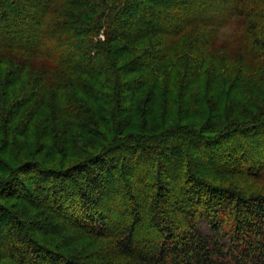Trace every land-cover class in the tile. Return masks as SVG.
Wrapping results in <instances>:
<instances>
[{
    "label": "trees",
    "instance_id": "obj_1",
    "mask_svg": "<svg viewBox=\"0 0 264 264\" xmlns=\"http://www.w3.org/2000/svg\"><path fill=\"white\" fill-rule=\"evenodd\" d=\"M1 200L6 264H264V0H0Z\"/></svg>",
    "mask_w": 264,
    "mask_h": 264
},
{
    "label": "rangeland",
    "instance_id": "obj_2",
    "mask_svg": "<svg viewBox=\"0 0 264 264\" xmlns=\"http://www.w3.org/2000/svg\"><path fill=\"white\" fill-rule=\"evenodd\" d=\"M197 116H199V119H196V118L194 119V121L196 123L197 122L201 123V121L205 120V117L202 116V113L201 114H198ZM21 142H22V144H21L20 149H21L22 152L19 151L20 154H28L30 151H32L34 149V145H32V143L34 142L33 139H32V137L28 138V140L27 139L24 140V141L21 140ZM16 155L17 154H15L13 156V159L14 158L16 159ZM18 156H17V158H18ZM39 158H41V157H39ZM198 163L200 165L203 164V162H202L201 159H198ZM19 177L24 181V183L27 184V186L30 189L36 187L32 183V182H35V180H36L33 175L21 173L19 175ZM230 178H232V179L236 178V180H238L241 185L248 184V182L244 178H240V179L238 177H230ZM36 194L39 195L38 193H36ZM36 194L34 195L33 200L35 202H40L41 199ZM0 205H3L5 207H7V208L15 209V207H13V204H11L10 200L9 201H5V200L3 201V200H1L0 201ZM33 210H34L32 212V216L33 217H31V220H34V221L36 220V222H37V220H45V218H47V215L49 213V212L39 211L38 209L35 210V208ZM33 214H36V215H33ZM57 214L60 216V213L57 212ZM0 221H2V220H0ZM58 222H59L58 224L64 225L65 223H67V224L68 223H72V220H68L67 218L60 217V220ZM47 227L48 228H51L52 230L54 228H56V226H51V225L50 226L49 225L47 226V225H45V228H47ZM68 227L66 225L64 228H59V230H57L56 231V234L54 235L55 237H59V239H56L57 240L56 242H59V246H62L64 248H68V247L69 248H73V249L76 248L78 250L81 249L82 252H84L85 254H87V253H89V254H95L96 251L99 250L98 248L101 245H103V247L105 249H108V244H107V242L105 240L95 239V238H93L90 235H84V234H82V232H79L77 229H71V228L66 229ZM48 235L49 234H44L43 236L49 237ZM65 246H67V247H65ZM7 261H8V259L1 258L0 259V264H6Z\"/></svg>",
    "mask_w": 264,
    "mask_h": 264
}]
</instances>
